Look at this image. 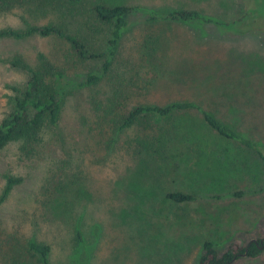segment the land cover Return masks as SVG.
Here are the masks:
<instances>
[{"label": "rangeland", "instance_id": "374dc122", "mask_svg": "<svg viewBox=\"0 0 264 264\" xmlns=\"http://www.w3.org/2000/svg\"><path fill=\"white\" fill-rule=\"evenodd\" d=\"M85 1L73 15L63 6L34 20L66 22L72 32L104 45L109 29L92 30L101 25L90 10L96 0ZM103 1L145 11L130 17L100 90L69 97L59 123L65 139L49 140L48 156L26 159L16 144L0 150V195L7 175L22 178L0 206V264L35 262L28 249L33 239L50 243L51 259L59 264H198L207 240L223 252L233 243L264 238V160L249 146L212 132L200 114L173 115L178 138L161 146L153 144V136L142 146L137 138L143 129L136 125L119 128L109 145L110 133L99 138V130H109L112 119L134 103L192 100L264 152V0ZM181 7L202 16L149 19V10ZM22 12L1 14L0 28L23 25ZM68 48L54 36L0 39V121L9 111V84L27 79L7 59L22 53L36 62L44 52L61 64ZM93 63L98 61L69 64V75L84 73ZM112 100L116 105L109 113L105 105ZM62 158L72 161L62 179H73L70 187L81 192L75 200L72 193H57L61 172H50ZM175 191L200 199L177 203L167 198ZM72 203L76 208L70 212ZM232 264H264V251L241 255Z\"/></svg>", "mask_w": 264, "mask_h": 264}, {"label": "trees", "instance_id": "16d2710c", "mask_svg": "<svg viewBox=\"0 0 264 264\" xmlns=\"http://www.w3.org/2000/svg\"><path fill=\"white\" fill-rule=\"evenodd\" d=\"M80 3L87 2L85 0H0V15L15 12L16 10H23L21 19L24 22L23 25L1 27L0 39L18 41L31 36H54L67 42L69 45L68 52H64V60L61 64L56 63L51 56L44 52L37 54L36 62L29 61L22 53H16L7 59L13 68L23 71L27 79L23 84H9L12 93L8 98L9 111L5 113L0 121V150L7 148L9 145L16 144L19 154L25 156L26 159L41 155L48 156L47 148H45L46 143L49 140L65 139V134L60 130L59 123L69 97L84 90L93 94H96L100 90L101 82L113 69L118 47L127 30L130 17L135 12L145 11L143 7L124 3L111 4L103 0L92 2L90 10L93 16L101 23V25L92 30L99 33L104 30L100 29L101 27L109 29L104 45L101 44L100 46H96L98 44L92 40L91 35L82 32H72L69 24L66 22L54 18H49L46 23L34 20L35 17L41 15L48 17L63 9V6L70 8L69 13L73 15V12L79 8ZM148 15L151 20L179 21H189L202 16L199 10L183 7L162 11V13L156 10H149ZM97 61L100 64L93 63L92 69L84 73L76 72L77 76L71 77L69 75V64L78 66L82 63ZM76 69L79 68L76 67ZM78 76L79 78H77ZM114 104L115 102L112 100V104L105 105L111 108L109 113L112 112ZM101 108H103V104ZM189 112L200 114L206 126L212 132L217 133L219 137L224 138L228 142H237L241 145L245 144L249 146L264 160V152L256 143L243 139L228 124L192 100L174 101L166 104L146 103L142 101L134 103L118 119L111 118V128L109 130L107 126L101 128L99 130V138L105 139L108 133H110L109 140L105 141L109 145L112 141H117V137H114V134H116L119 128L124 129L136 125L142 127L144 130L138 132L140 136L137 138V141L139 140L142 146L145 143L151 142V136H153V144L157 143L161 146L168 141L171 142L172 139L178 138L176 126L170 123L173 115ZM106 113L107 109H105V114H103L104 117L109 114L106 115ZM54 163L56 168L51 166L50 172H61L58 180V190H56L57 193L61 192V194L66 196L68 193H72V196L74 195L73 200H75V197L81 192L76 191L75 187L73 191V188L70 187L73 184V179L66 178L65 181L62 179L63 174L70 172L72 161L62 158L54 161ZM21 181V177L7 175L6 185L0 195V206L12 192L15 185ZM76 188L80 189L81 187ZM86 192L87 190L85 189L84 193L80 195L81 199L83 198L82 200L87 195ZM244 194L245 192L243 191L234 193L237 196ZM53 198L47 199V202H52ZM167 198L177 203L200 199L196 193L186 191L169 192ZM65 201L68 200L65 199ZM55 202H57L56 198ZM68 208L70 212H73L76 206L72 203ZM77 236L79 243L82 244L83 233L78 231ZM28 249L34 257L38 258L35 262H31V264H59L52 261L51 252L53 247L46 241L33 239L29 242ZM263 251L264 238L253 239L245 246L233 243L223 252L220 249L219 243L207 240L204 244V253L198 264H232L241 255L257 257ZM12 264L25 263L19 260ZM84 264H87V261Z\"/></svg>", "mask_w": 264, "mask_h": 264}, {"label": "flooded vegetation", "instance_id": "af4514ba", "mask_svg": "<svg viewBox=\"0 0 264 264\" xmlns=\"http://www.w3.org/2000/svg\"><path fill=\"white\" fill-rule=\"evenodd\" d=\"M253 240V239H252Z\"/></svg>", "mask_w": 264, "mask_h": 264}]
</instances>
